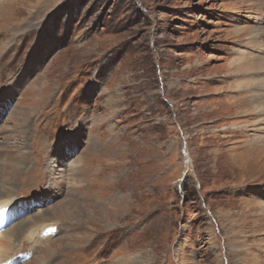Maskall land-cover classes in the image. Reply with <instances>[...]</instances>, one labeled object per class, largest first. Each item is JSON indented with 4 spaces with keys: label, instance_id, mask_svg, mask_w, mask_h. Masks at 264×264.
Listing matches in <instances>:
<instances>
[{
    "label": "rangeland",
    "instance_id": "374dc122",
    "mask_svg": "<svg viewBox=\"0 0 264 264\" xmlns=\"http://www.w3.org/2000/svg\"><path fill=\"white\" fill-rule=\"evenodd\" d=\"M3 6L0 262L264 264V0Z\"/></svg>",
    "mask_w": 264,
    "mask_h": 264
},
{
    "label": "bare ground",
    "instance_id": "6f19581e",
    "mask_svg": "<svg viewBox=\"0 0 264 264\" xmlns=\"http://www.w3.org/2000/svg\"><path fill=\"white\" fill-rule=\"evenodd\" d=\"M4 3H5V0H3L2 2H1V4H0V13H2V12H4L5 10H4V7L5 6H3L4 5ZM6 13V12H5ZM256 28V27H255ZM253 30H255V29H253ZM259 30V29H258ZM255 34H257V30H256V32H255ZM255 36V35H254ZM254 36H252V38H251V43H252V45H257V44H259V41H260V39L259 38H255ZM260 58V57H259ZM259 58H258V60H259ZM262 58H260V60H261ZM257 60V59H256ZM256 60H255V63H256ZM259 60V61H260ZM260 63H262V62H260ZM260 63H258V64H260ZM263 64V63H262ZM258 107H261L260 109H262V110H264V100H260V101H258V102H256V105H254V108L256 109V108H258ZM263 112V111H262ZM237 125V124H236ZM237 128H239V127H234L233 129L234 130H237ZM262 148L261 149H257V152H260L262 155V157H264V146H261ZM254 150V149H253ZM254 152V151H253ZM234 155L236 156V159H237V161H238V163L240 164V165H242V166H244V164L246 163V161H242V159H239V154L238 153H234ZM75 157V156H74ZM77 158H79V157H76V159ZM76 159H74V160H70V164H68L69 166H67V165H65V167H64V169H61V168H59V169H57V170H61V172L60 171H56V177H53V179H52V181H51V183L55 186V187H59L60 186V182L62 181L61 180V177L63 176V172L64 171H66L68 174H70L71 175V177H72V179H73V181H75L76 179H77V174H78V172L76 171L77 170V167H76V162H77V160ZM57 162H59V160H57ZM7 166V165H6ZM16 166H18V165H16ZM241 166V167H242ZM263 167V166H262ZM8 168H11V167H8ZM258 168H260V167H258ZM5 171H8V170H5ZM5 174H6V172H5ZM256 177V176H255ZM257 178V177H256ZM254 180V179H253ZM74 184V182H72V185ZM4 191H2V192H0V193H3ZM99 205L98 206H92L91 207V214H89V217H87L86 218V220L88 219L89 220V222H91L92 224H94V226L96 227L98 224H95V223H97V222H100V220L101 219H103V217L104 216H107L106 214H105V208H104V206L102 205V203L100 202V203H98ZM244 207H245V209L246 210H248L249 212H252L253 210H255L254 211V217L258 220V222L257 223H255V226H256V229H261L263 226H264V224H263V222H262V224H260V220H264V203H262V201H253L252 203H248V202H245L244 203V205H243ZM5 208H6V205H1L0 206V217L3 215V213L5 214ZM93 208V209H92ZM5 211V212H4ZM53 213H55V211H53ZM64 213H67V214H71L69 211L68 212H63V216H65L66 214H64ZM255 219V220H256ZM85 220V221H86ZM95 221H97V222H95ZM95 222V223H94ZM101 222H102V220H101ZM0 224H1V221H0ZM235 224H237V223H235ZM98 227V226H97ZM0 228H1V225H0ZM263 231H264V229H262ZM35 235V234H34ZM33 235V236H34ZM2 236H3V232H1V230H0V261H2V257H5V255H6V250L8 249V248H5V242H4V240H3V238H2ZM34 237H36V235L34 236ZM34 237H32V239L30 238V237H28V236H25L23 239H27V240H29V239H31V240H33V238ZM263 237H264V235H263ZM44 239V238H43ZM25 244L26 243H28L27 241H23ZM55 243V241L52 243V244H54ZM26 247V246H25ZM4 248H5V252H4ZM247 254H250V252H248L247 251ZM249 256V255H248ZM8 257V256H7ZM6 257V258H7ZM124 259V258H123ZM136 259V258H135ZM11 260H13V259H11ZM257 262L258 261H255L254 263L255 264H257ZM126 263V262H125ZM0 264H3V262H0ZM120 264H123V262L121 261L120 262ZM128 264V263H127Z\"/></svg>",
    "mask_w": 264,
    "mask_h": 264
}]
</instances>
